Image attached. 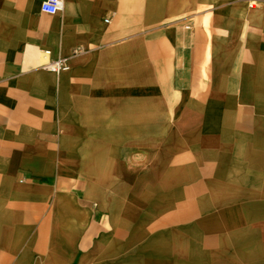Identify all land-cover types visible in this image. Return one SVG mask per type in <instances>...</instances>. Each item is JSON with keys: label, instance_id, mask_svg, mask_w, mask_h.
<instances>
[{"label": "crops", "instance_id": "0c3cea01", "mask_svg": "<svg viewBox=\"0 0 264 264\" xmlns=\"http://www.w3.org/2000/svg\"><path fill=\"white\" fill-rule=\"evenodd\" d=\"M42 1L0 0V264H264V0Z\"/></svg>", "mask_w": 264, "mask_h": 264}, {"label": "built area", "instance_id": "2783aa9c", "mask_svg": "<svg viewBox=\"0 0 264 264\" xmlns=\"http://www.w3.org/2000/svg\"><path fill=\"white\" fill-rule=\"evenodd\" d=\"M63 8V0H43L40 4V10L44 13L53 15L62 10ZM50 69L54 71L66 69L67 65L63 62H55L48 66Z\"/></svg>", "mask_w": 264, "mask_h": 264}]
</instances>
